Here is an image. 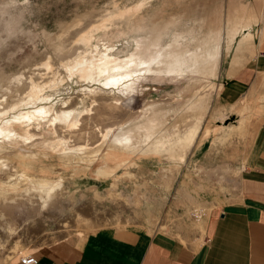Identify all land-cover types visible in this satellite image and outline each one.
<instances>
[{
	"label": "rangeland",
	"instance_id": "rangeland-1",
	"mask_svg": "<svg viewBox=\"0 0 264 264\" xmlns=\"http://www.w3.org/2000/svg\"><path fill=\"white\" fill-rule=\"evenodd\" d=\"M258 3L0 0V111L25 100L31 80L49 82L43 93L57 111H82L75 114L77 125H71L74 119L55 123L56 132L48 136L55 144L33 126L32 139L0 151V264H17L22 256L85 238L105 225L204 242L210 218L242 199V156L264 120V81L231 97L225 83L231 57L254 51ZM101 23L107 27L94 28ZM250 26L252 35L245 39ZM90 29L93 44L113 47L119 57L133 52L137 38L160 36L164 45L176 46L182 36L183 47L207 43L214 50L220 44L221 59L202 73L144 75L134 92L122 95L64 66L91 51L83 39ZM53 78L58 84H50ZM151 119L153 129L142 127ZM120 130H132V146L112 140ZM58 138L67 140V154L56 145ZM48 184L58 185L48 193L40 187Z\"/></svg>",
	"mask_w": 264,
	"mask_h": 264
},
{
	"label": "crops",
	"instance_id": "crops-1",
	"mask_svg": "<svg viewBox=\"0 0 264 264\" xmlns=\"http://www.w3.org/2000/svg\"><path fill=\"white\" fill-rule=\"evenodd\" d=\"M258 4L254 51L234 55L225 69L229 97L264 81V0ZM245 151L242 199L210 218L203 243L184 242L166 231L105 225L41 252L37 264H264V120Z\"/></svg>",
	"mask_w": 264,
	"mask_h": 264
},
{
	"label": "bare ground",
	"instance_id": "bare-ground-1",
	"mask_svg": "<svg viewBox=\"0 0 264 264\" xmlns=\"http://www.w3.org/2000/svg\"><path fill=\"white\" fill-rule=\"evenodd\" d=\"M142 5L143 3L133 7L132 10L138 11ZM105 26V23H101L96 25L94 28L98 29ZM93 29H90L83 35V39L87 44L88 49L91 51L79 53L77 56L67 60L64 63V66H66L67 69L71 71V73L78 72L80 77L83 79L92 82H98L107 88H116L118 90L117 92L122 95L128 92H134L136 85L144 75L180 76L185 73H202L208 70L209 65L214 64L213 66L216 68L221 59L220 44L217 43L218 46L216 48L213 47L215 48L214 50L207 48V43H205V45H185L184 48L181 43L182 41L180 42L179 38L182 36H179L174 40L176 42V46L175 44L173 46V43L167 45L165 43L164 45V41H161L160 36L137 38L133 41V52L129 53V55L125 57H119L114 54L113 47L106 46L104 49H101L99 48V45L93 44ZM252 32L253 27H247V29L243 31V37L245 39L248 38L252 35ZM192 40L193 41H191V44H194L195 40ZM51 80L52 81H50V84H58L56 81L57 78H53ZM31 81V88L26 96L27 99L24 97L25 100H22L20 103L11 106L9 110L0 111V151L4 150V148L8 145L20 144L21 141L27 142L28 139H32L36 135L31 131L33 126H36L35 128L39 130V133L43 135L47 142H50V144H55V142L49 140L48 137L50 133L56 132L55 123L60 121L66 123L68 122L69 124V122L74 119L75 114L79 116V114L82 112L80 109L74 108L64 109L61 112L57 111V109H55L54 103L50 104L48 101L51 95L43 93L44 87L47 85V83L49 84V82L40 83L34 80ZM90 91L97 90L94 88ZM111 92L115 93V90H112ZM96 93L98 92H95V94ZM38 101H41V104H38ZM66 103L67 102H64V104ZM29 105H32V107H28ZM21 106L25 107H23L24 109H21L22 111L20 110L15 115H12V117L6 118V114L10 110L22 108ZM53 111L55 112L54 116H52ZM78 122L79 119L75 118L74 123L71 125H77ZM154 122L155 119H151L144 126L142 125V127H149L153 129L151 126L154 124ZM197 130L198 127L191 129V138L196 136ZM120 131H118L119 133L116 134L115 138L112 140H115V142L119 143V145H123L125 147L132 146L134 142V136L131 132L132 130ZM112 132V127L110 129L108 128L105 138L108 137ZM42 135L40 136L42 137ZM151 135L152 134L150 133L146 134L145 139L149 141L152 138ZM56 140V145H58L59 148L62 147L59 145H63V151L67 154V140L60 138ZM65 149L67 150L65 151ZM83 149L84 148L81 146V148L79 147L78 149H70L68 152ZM21 155H32V157L36 156L35 153L24 151L21 152ZM57 185L58 184H48L41 185L40 187L42 189H46L48 193H52Z\"/></svg>",
	"mask_w": 264,
	"mask_h": 264
},
{
	"label": "built area",
	"instance_id": "built-area-1",
	"mask_svg": "<svg viewBox=\"0 0 264 264\" xmlns=\"http://www.w3.org/2000/svg\"><path fill=\"white\" fill-rule=\"evenodd\" d=\"M20 262L22 264H37L38 259H37L36 255H34V254H27V255L21 257Z\"/></svg>",
	"mask_w": 264,
	"mask_h": 264
},
{
	"label": "clouds",
	"instance_id": "clouds-1",
	"mask_svg": "<svg viewBox=\"0 0 264 264\" xmlns=\"http://www.w3.org/2000/svg\"><path fill=\"white\" fill-rule=\"evenodd\" d=\"M13 5H11V4H8V5H5L4 7H6V8H11Z\"/></svg>",
	"mask_w": 264,
	"mask_h": 264
},
{
	"label": "snow or ice",
	"instance_id": "snow-or-ice-1",
	"mask_svg": "<svg viewBox=\"0 0 264 264\" xmlns=\"http://www.w3.org/2000/svg\"><path fill=\"white\" fill-rule=\"evenodd\" d=\"M42 67H44V66H42ZM70 78V77H69Z\"/></svg>",
	"mask_w": 264,
	"mask_h": 264
}]
</instances>
